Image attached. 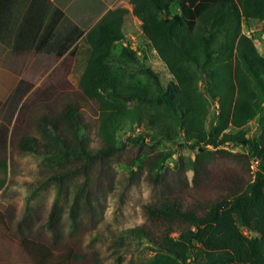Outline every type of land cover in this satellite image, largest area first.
<instances>
[{
	"label": "trees",
	"instance_id": "1",
	"mask_svg": "<svg viewBox=\"0 0 264 264\" xmlns=\"http://www.w3.org/2000/svg\"><path fill=\"white\" fill-rule=\"evenodd\" d=\"M131 4V12L115 8L86 34L89 55L79 90L40 104L28 125L14 129V148L32 155L39 168L36 180L26 183L14 237L42 243L52 264L90 259L122 264L126 235L155 252L134 264H264V122L254 138L244 130L264 104V55L242 31L245 22L264 23V0ZM132 15L171 75L166 86L148 66L142 71L151 87L123 84L112 72L108 59L126 39L123 26ZM78 30L62 51L84 32ZM0 44L13 53L17 49L14 0H0ZM121 54L137 61L129 46ZM212 103L216 113L209 128ZM144 122L152 141L182 140L199 147L193 182L182 159L167 164L174 149H147L146 133L119 144L125 123L140 127ZM230 143L247 152L223 148ZM222 157L220 184L208 193L203 180ZM120 167L128 170L116 189ZM142 178L150 193L141 205L143 221L124 226L119 219L129 189ZM110 198L111 221L104 217Z\"/></svg>",
	"mask_w": 264,
	"mask_h": 264
},
{
	"label": "rangeland",
	"instance_id": "2",
	"mask_svg": "<svg viewBox=\"0 0 264 264\" xmlns=\"http://www.w3.org/2000/svg\"><path fill=\"white\" fill-rule=\"evenodd\" d=\"M126 39L119 42L113 49L108 63L111 66L113 74L116 78L126 85H134L139 87H151L150 80H148L142 69L146 66L152 68L160 77L163 84L166 86L171 80V75L161 62L155 50L145 40L139 23L129 22L123 26ZM243 33L250 36L258 51L264 55V23L261 21L245 22L242 26ZM123 46H129L135 53L137 61H128L121 52ZM89 49V48H88ZM88 49H78V53L70 54L68 60L60 68L50 72H39L40 76L32 85L26 80H15L16 76H21L25 73L27 63L26 57L22 58L23 63L15 64L14 70V53L9 48L0 44V126L3 123H8L10 127V137L14 133L16 127L26 126L34 119L38 113V106L42 103H52L61 93L65 91L79 90V79L85 69ZM32 57V56H31ZM39 80V81H38ZM201 89L204 91L205 87L201 84ZM216 113V105L212 103V112L209 116V128H211V120ZM264 122V104L257 109L253 118L244 126L246 136L254 138L260 134L262 123ZM132 126L125 123L118 132L119 144H131V138H134L139 133H146V142L148 148L154 150H168L174 149L175 154L167 161L171 167L176 166L181 159L184 162L185 171L191 182H193L194 166L196 153L199 147L193 143L184 144L182 140L176 143L171 142L165 138H159L152 141L150 134L152 130L144 122L140 127ZM139 128V129H138ZM208 148L214 149L212 145ZM226 150L231 152L246 153L247 148L242 145L234 143L223 146ZM220 165L211 166L207 171L208 177L204 181V189L208 193H213L218 184H220V177L222 176V169L225 168L224 157L219 159ZM11 166L4 168L0 166V181H6V190H14V209L17 210L24 202V196L27 190L26 183L36 180L39 175V168L35 158L30 155H20L18 149L14 148V153L11 156ZM256 168V162H252V170ZM130 169V168H129ZM117 175L116 189L124 184L125 172L128 169L120 167ZM133 186L129 189L128 202L123 207L124 215L120 217L119 221L124 226H134L143 221L141 214V205L145 203L150 196L147 182L142 178L133 182ZM52 197V196H51ZM113 199H108L104 207V217L111 221L114 215ZM126 247L122 250L124 261L122 264L138 263L141 259L153 256L154 251L143 241L138 238L126 235L124 237ZM42 243L32 240L28 243H23L19 240H14V262L13 264H52L46 258V250ZM56 251H67L59 250ZM91 258V257H90ZM10 262V264H12ZM80 264H96L92 259L89 261L80 260Z\"/></svg>",
	"mask_w": 264,
	"mask_h": 264
},
{
	"label": "crops",
	"instance_id": "3",
	"mask_svg": "<svg viewBox=\"0 0 264 264\" xmlns=\"http://www.w3.org/2000/svg\"><path fill=\"white\" fill-rule=\"evenodd\" d=\"M118 7L131 12V0H14V45L17 46L14 49V70L17 62L23 63L22 58L26 57L27 63V73L14 74V81L23 79L29 82L26 85L37 84L35 80L40 76L39 72L61 69L70 54L89 48L86 34L109 11ZM131 22L141 24L133 15ZM78 29L84 32L78 38L76 36L67 51H62ZM56 54L62 55L58 58ZM13 153L10 127L3 123L0 126V166L9 168ZM6 185V181H0V264L14 262V240H18L14 237V223L23 210V203L14 209V190H6Z\"/></svg>",
	"mask_w": 264,
	"mask_h": 264
}]
</instances>
